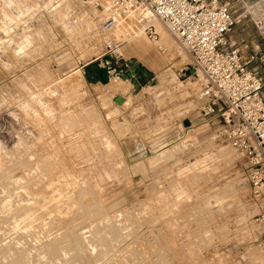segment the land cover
Returning <instances> with one entry per match:
<instances>
[{
	"label": "rangeland",
	"instance_id": "1",
	"mask_svg": "<svg viewBox=\"0 0 264 264\" xmlns=\"http://www.w3.org/2000/svg\"><path fill=\"white\" fill-rule=\"evenodd\" d=\"M85 1L0 0V264H264L246 158L189 57ZM228 1L264 44V0Z\"/></svg>",
	"mask_w": 264,
	"mask_h": 264
},
{
	"label": "built area",
	"instance_id": "2",
	"mask_svg": "<svg viewBox=\"0 0 264 264\" xmlns=\"http://www.w3.org/2000/svg\"><path fill=\"white\" fill-rule=\"evenodd\" d=\"M86 1L100 10L103 30L148 13L152 21L144 23L145 36L158 41L159 26L189 57L199 113L219 119L222 134L246 158L249 197L257 208L253 223L264 248V44L233 36L245 17L228 0Z\"/></svg>",
	"mask_w": 264,
	"mask_h": 264
},
{
	"label": "bare ground",
	"instance_id": "3",
	"mask_svg": "<svg viewBox=\"0 0 264 264\" xmlns=\"http://www.w3.org/2000/svg\"><path fill=\"white\" fill-rule=\"evenodd\" d=\"M65 1H67V0H64V2ZM71 6L72 5V3H71V1H68V2H66L65 3V5H64V7H66V6ZM144 14H146V16H148V18H149V22H151L152 21V18H151V16L148 14V13H146V12H144ZM138 15H140V14H138ZM158 30H159V33H160V35H163V36H165L166 35V38H163V39H158V41H156L157 43H156V48L158 49V50H160V51H164L163 49H165L166 48V44H164L165 42H167V44L169 45V44H175V42H174V40H173V38L164 30V29H162L161 27H159L158 26ZM143 31V30H142ZM179 50V49H178ZM114 51V50H113ZM144 55V54H143ZM142 55V56H143ZM145 55H147V54H145ZM144 55V56H145ZM143 56V58H145ZM149 56V55H148ZM151 56V55H150ZM150 56H149V58L148 59H150ZM153 56V55H152ZM142 58V57H141ZM154 58V57H153ZM153 58H151V59H153ZM184 58V57H183ZM137 59V58H136ZM146 59H147V57H146ZM145 60V59H144ZM150 61H152V60H150ZM134 62H136V60L135 59H133V58H128L127 60H126V62H125V66H131ZM148 63H149V61H148ZM150 65V64H149ZM134 68V66H132V69ZM227 149V148H226ZM224 158V157H223ZM230 158V157H229ZM227 159V158H226ZM200 161V160H199ZM4 251V250H3ZM8 252V251H7ZM11 252V251H10ZM11 255V254H10Z\"/></svg>",
	"mask_w": 264,
	"mask_h": 264
},
{
	"label": "water",
	"instance_id": "4",
	"mask_svg": "<svg viewBox=\"0 0 264 264\" xmlns=\"http://www.w3.org/2000/svg\"><path fill=\"white\" fill-rule=\"evenodd\" d=\"M89 69L85 70V75L89 80L99 79L101 82H106L108 79L106 68H98L95 63L90 64Z\"/></svg>",
	"mask_w": 264,
	"mask_h": 264
},
{
	"label": "crops",
	"instance_id": "5",
	"mask_svg": "<svg viewBox=\"0 0 264 264\" xmlns=\"http://www.w3.org/2000/svg\"><path fill=\"white\" fill-rule=\"evenodd\" d=\"M262 27L264 26V25H261ZM237 40L238 41H242V40H244L243 38H241V37H237ZM246 41V40H245Z\"/></svg>",
	"mask_w": 264,
	"mask_h": 264
}]
</instances>
